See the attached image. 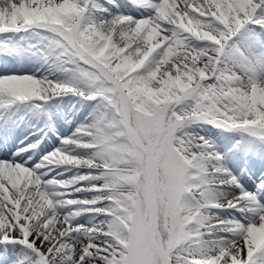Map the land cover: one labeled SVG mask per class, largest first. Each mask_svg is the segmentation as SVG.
I'll return each mask as SVG.
<instances>
[{"label": "snow or ice", "instance_id": "1", "mask_svg": "<svg viewBox=\"0 0 264 264\" xmlns=\"http://www.w3.org/2000/svg\"><path fill=\"white\" fill-rule=\"evenodd\" d=\"M261 177L264 0H0V264H264Z\"/></svg>", "mask_w": 264, "mask_h": 264}, {"label": "bare ground", "instance_id": "2", "mask_svg": "<svg viewBox=\"0 0 264 264\" xmlns=\"http://www.w3.org/2000/svg\"><path fill=\"white\" fill-rule=\"evenodd\" d=\"M70 97V96H69ZM68 98V97H67ZM64 102H66V101H64ZM71 103L72 102H69L68 104H69V106L71 105ZM86 114V113H85ZM77 116H79V113L77 114ZM63 122L61 121V124H62ZM205 127H208V126H205ZM199 129H202V130H204V128L203 127H199ZM67 130H69V129H65V131H67ZM204 132V131H203ZM219 134V130H213V139H216V137H217V135ZM52 140H54V138L53 139H51V140H48L47 141V143L46 144H48V143H50ZM56 146V145H55ZM51 150V149H50ZM50 150H48V151H50ZM38 153V155H43V152H41V153H39V152H37ZM33 159L35 160V159H37V155H34L33 156ZM72 173H66V175H71ZM248 184L249 185H252V181L251 180H248Z\"/></svg>", "mask_w": 264, "mask_h": 264}, {"label": "rangeland", "instance_id": "3", "mask_svg": "<svg viewBox=\"0 0 264 264\" xmlns=\"http://www.w3.org/2000/svg\"><path fill=\"white\" fill-rule=\"evenodd\" d=\"M78 117H79V116H78ZM193 128H194L195 130H200L201 133L204 134V132H203L204 130L199 129V127H197V126L194 125ZM65 134H66V133H65ZM45 150H46V149H45ZM69 173H70V172H69ZM242 179H243V178H242ZM248 187H249V186H248Z\"/></svg>", "mask_w": 264, "mask_h": 264}]
</instances>
